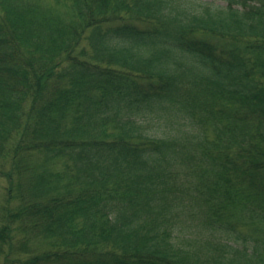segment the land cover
I'll return each mask as SVG.
<instances>
[{
    "label": "trees",
    "instance_id": "16d2710c",
    "mask_svg": "<svg viewBox=\"0 0 264 264\" xmlns=\"http://www.w3.org/2000/svg\"><path fill=\"white\" fill-rule=\"evenodd\" d=\"M0 264H264V0H0Z\"/></svg>",
    "mask_w": 264,
    "mask_h": 264
}]
</instances>
